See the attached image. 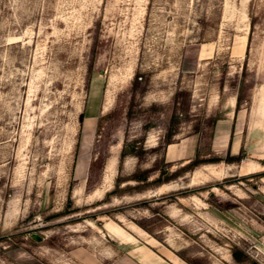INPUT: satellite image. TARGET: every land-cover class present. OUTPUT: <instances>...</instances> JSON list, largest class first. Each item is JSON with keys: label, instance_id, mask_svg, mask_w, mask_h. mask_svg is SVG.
Listing matches in <instances>:
<instances>
[{"label": "rangeland", "instance_id": "1", "mask_svg": "<svg viewBox=\"0 0 264 264\" xmlns=\"http://www.w3.org/2000/svg\"><path fill=\"white\" fill-rule=\"evenodd\" d=\"M0 264H264V0H0Z\"/></svg>", "mask_w": 264, "mask_h": 264}, {"label": "crops", "instance_id": "2", "mask_svg": "<svg viewBox=\"0 0 264 264\" xmlns=\"http://www.w3.org/2000/svg\"><path fill=\"white\" fill-rule=\"evenodd\" d=\"M225 137V139H227V143L226 142H222V141H220V142H216L215 144H214V146H217V147H221V146H226V144L228 145V148H230V146H231V144H232V142L230 141L231 139V137H229V138H227L228 137V135L226 136V135H224ZM230 139V140H229ZM236 145H238V144H236ZM176 147H177V144H176ZM215 148V147H214ZM216 149V148H215ZM177 149L175 148V150L173 151V153L172 154H174V157L171 159L172 161H176V160H179V159H181L180 158V153H178L177 151H176ZM167 154H169V146H168V151H167Z\"/></svg>", "mask_w": 264, "mask_h": 264}, {"label": "trees", "instance_id": "3", "mask_svg": "<svg viewBox=\"0 0 264 264\" xmlns=\"http://www.w3.org/2000/svg\"><path fill=\"white\" fill-rule=\"evenodd\" d=\"M236 157L232 156V159L235 160ZM201 162L199 161V159H192L190 160L186 165L183 166V169L179 170L178 173L180 174L181 171H187L189 169H193L196 166H198ZM143 180V179H142ZM156 183H158V185L164 183V181L161 180H156Z\"/></svg>", "mask_w": 264, "mask_h": 264}]
</instances>
